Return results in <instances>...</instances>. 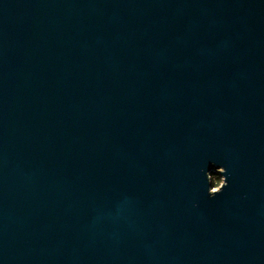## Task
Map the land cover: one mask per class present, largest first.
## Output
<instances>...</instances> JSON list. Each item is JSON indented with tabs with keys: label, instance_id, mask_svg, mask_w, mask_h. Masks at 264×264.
I'll list each match as a JSON object with an SVG mask.
<instances>
[{
	"label": "water",
	"instance_id": "obj_1",
	"mask_svg": "<svg viewBox=\"0 0 264 264\" xmlns=\"http://www.w3.org/2000/svg\"><path fill=\"white\" fill-rule=\"evenodd\" d=\"M0 264H264V0H0Z\"/></svg>",
	"mask_w": 264,
	"mask_h": 264
},
{
	"label": "trees",
	"instance_id": "obj_2",
	"mask_svg": "<svg viewBox=\"0 0 264 264\" xmlns=\"http://www.w3.org/2000/svg\"><path fill=\"white\" fill-rule=\"evenodd\" d=\"M212 181H213V186L216 188L218 183L220 182V178L217 176H213Z\"/></svg>",
	"mask_w": 264,
	"mask_h": 264
},
{
	"label": "clouds",
	"instance_id": "obj_3",
	"mask_svg": "<svg viewBox=\"0 0 264 264\" xmlns=\"http://www.w3.org/2000/svg\"><path fill=\"white\" fill-rule=\"evenodd\" d=\"M210 197H215V195H210Z\"/></svg>",
	"mask_w": 264,
	"mask_h": 264
},
{
	"label": "flooded vegetation",
	"instance_id": "obj_4",
	"mask_svg": "<svg viewBox=\"0 0 264 264\" xmlns=\"http://www.w3.org/2000/svg\"><path fill=\"white\" fill-rule=\"evenodd\" d=\"M220 182L218 183L217 187L219 186Z\"/></svg>",
	"mask_w": 264,
	"mask_h": 264
}]
</instances>
